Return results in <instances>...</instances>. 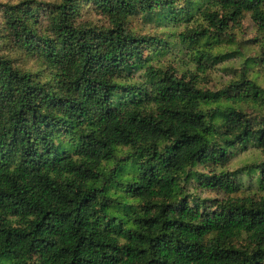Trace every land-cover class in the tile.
<instances>
[{
  "label": "trees",
  "instance_id": "1",
  "mask_svg": "<svg viewBox=\"0 0 264 264\" xmlns=\"http://www.w3.org/2000/svg\"><path fill=\"white\" fill-rule=\"evenodd\" d=\"M255 66L264 0L0 1V258L264 264Z\"/></svg>",
  "mask_w": 264,
  "mask_h": 264
},
{
  "label": "rangeland",
  "instance_id": "2",
  "mask_svg": "<svg viewBox=\"0 0 264 264\" xmlns=\"http://www.w3.org/2000/svg\"><path fill=\"white\" fill-rule=\"evenodd\" d=\"M0 1L16 2L17 0H0ZM45 1H59V0H45ZM254 34L255 32H254L253 24L248 18L244 21L243 29L235 32V41H237L236 45L239 47L241 51H243L244 54L246 53L247 55L252 56L253 54L257 52L256 48L254 46L253 47L250 46L248 42L254 36ZM170 55H173V56L179 55L180 58L183 57L182 54L180 55L179 52L177 53L176 50L171 51ZM22 64H25V66L28 68H33V69L36 68L34 63L30 61L27 63H22ZM239 65H240L239 60H232L231 62H228V63L226 62V63L217 64L208 76L209 82H208L207 88H209L210 90H215L217 88L224 86L225 82H228L231 79V77L234 75V73H232V70L230 69L235 68L237 69V71H239L238 70ZM248 76L251 79H254L255 81H257L259 84H262V85L264 84V75L259 66H255L253 69H251ZM66 141L67 139L62 140L63 143L64 142L67 143ZM69 151H72V148ZM242 159L244 158H239L235 160L233 162L232 168L239 167L240 165L239 161ZM114 165H115L114 157L109 158L107 161L103 163V166L106 170L111 169ZM192 185L196 186L195 184H192ZM189 194L195 197H199L200 199H203V200L208 199V198H213L215 196V194H209L199 189L192 190V187L190 188ZM14 263L15 262L13 259L0 258V264H14Z\"/></svg>",
  "mask_w": 264,
  "mask_h": 264
}]
</instances>
